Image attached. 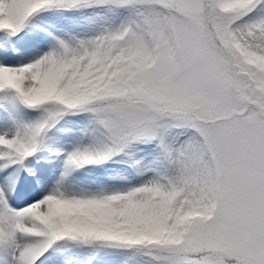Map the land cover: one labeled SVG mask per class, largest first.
Masks as SVG:
<instances>
[{
    "label": "snow or ice",
    "instance_id": "1",
    "mask_svg": "<svg viewBox=\"0 0 264 264\" xmlns=\"http://www.w3.org/2000/svg\"><path fill=\"white\" fill-rule=\"evenodd\" d=\"M0 264H264V0H0Z\"/></svg>",
    "mask_w": 264,
    "mask_h": 264
}]
</instances>
